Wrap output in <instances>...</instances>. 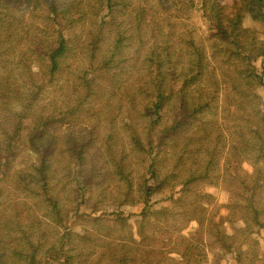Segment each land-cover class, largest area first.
Instances as JSON below:
<instances>
[{
  "label": "trees",
  "instance_id": "obj_1",
  "mask_svg": "<svg viewBox=\"0 0 264 264\" xmlns=\"http://www.w3.org/2000/svg\"><path fill=\"white\" fill-rule=\"evenodd\" d=\"M85 1L0 0V196L7 197L10 204L5 200L6 206H11L0 212V264H59L61 258L64 264H74L75 258L84 255L78 264H111L117 259L173 264L159 248L145 244L152 212L147 198L158 189L170 191L164 199L195 193L196 188L188 184L210 182L221 164L231 170L229 164L235 165V160L243 176L239 178L232 170L227 176L235 188L248 194L243 208L251 210L256 225L264 229L258 219L262 209L258 197L261 190L264 193V113L258 102L249 103L256 98L251 88L264 78V0H231V11L220 0H96L90 10ZM27 9L28 15L39 18L40 33L31 39L29 53H20L15 49L23 43V36L28 41L30 33L21 28L19 11ZM191 13L206 24L202 32L182 30L183 18ZM86 18L92 22L87 30L91 36L75 52L72 34ZM74 52L79 55L78 66L71 68L66 58ZM253 56L262 60L259 71ZM126 60L131 71L135 69L132 88H119L117 97L114 86L126 71ZM72 74L73 80L67 77ZM63 77L64 97L53 107L55 102L46 103L43 96ZM72 81L69 90L66 84ZM221 95L227 100L224 104H220ZM126 97L142 123L143 144L136 158L142 169L137 178L112 128L99 138L93 136V128H84L79 138L69 131L73 121L83 118L89 100L99 98L107 118L116 113V101ZM219 109L231 120L229 144L208 116ZM97 139L107 163L103 175L111 176L106 182L96 176L94 163L88 164V152L98 145ZM23 153L27 160L20 164L24 160L17 157ZM55 153L65 159L60 179L67 180L65 194L71 192L77 199L70 205L75 212L86 201V192L103 201L111 198L114 205L131 201L137 188L142 193L135 231L121 212L90 219L95 226L115 222L119 233L125 227L130 230L125 239L111 238V230L102 233L105 240L93 235L91 243L100 242L94 243L92 262L86 260L91 254H84L83 247L63 249V234L55 231L53 238L43 230L49 225L55 228L58 210L67 204L59 195L65 185L52 168ZM167 158L172 163L169 168ZM148 173L155 184L149 183ZM176 183L184 188L178 196ZM37 204L44 207L41 217L33 207ZM73 235V240L86 242L91 233ZM192 249H182L181 257L200 260L198 250ZM133 253L136 260H132Z\"/></svg>",
  "mask_w": 264,
  "mask_h": 264
},
{
  "label": "rangeland",
  "instance_id": "obj_2",
  "mask_svg": "<svg viewBox=\"0 0 264 264\" xmlns=\"http://www.w3.org/2000/svg\"><path fill=\"white\" fill-rule=\"evenodd\" d=\"M220 2L222 4L227 3V10L231 11V0H220ZM84 3L85 7H89L90 10L91 6H95L96 0H86ZM34 11L38 17V14H40L38 7H36ZM19 14L21 15L22 20L21 28L24 27V30L27 29L30 36L28 41L25 36H23V43L15 50H19L20 53H29L31 39L38 38L40 33L39 18L35 20L31 15H28V9L25 11H19ZM89 15H91V12ZM183 20L182 30L187 32L191 30L202 32V30L206 27V24L196 13L187 15L183 18ZM90 23L92 22L86 18V20H83V22L79 25L80 27L74 30L72 38L76 42L75 44L77 50L75 49V52H79L83 48L82 46L87 44V41L91 36V33L87 34ZM75 52L66 58L68 63H70L71 68L78 66L75 64L77 63V57L79 55H75ZM84 54V50H82V56ZM15 55L16 51L10 54L13 59L15 58ZM125 62L126 71L118 76V80L114 86V89L118 90L117 97H119L120 93L119 88L122 90H126L125 88H132L131 78L135 69L131 71V66L127 65L129 61L126 60ZM252 63L254 64L256 70L259 71L262 64L261 58L253 56ZM37 64L38 63L35 62L33 65ZM32 75L34 76L35 73ZM67 77H70L73 80V74L68 75ZM35 78L38 80V75L35 76ZM64 78L65 77L59 79V85L52 87V92L48 91V93L43 96L44 102L47 103L52 100L55 102V104H53L54 107L62 101L64 97L63 89H65V85L64 83L61 84V81H63ZM125 78L127 79L123 82ZM73 82L74 81L66 84L69 90H71ZM262 82L263 83H259L258 85L254 84L251 88L253 92L252 94H256V98H253L252 100L250 99L249 103L255 105L256 102H258L261 113H264V78ZM121 83L122 86H120ZM104 85H106V83ZM248 92L250 91H247V93ZM224 97V95H221L220 104H224L227 101ZM99 98L89 100L88 103H86V107H84L82 115L83 118L80 121H73L71 125L73 127H70L69 131L73 136L79 138L81 136V132L84 131V128H93V136L99 138L101 135L107 134V132L110 131V128H112L116 136V140H118L120 149L125 153L126 160L132 165L135 177L137 178L138 174L141 172L140 169H142L136 162L139 146L143 144V133L141 130L142 123L140 121L141 117L138 116L129 102V99L126 97L125 100L122 98L120 100L118 99L116 101V113L113 116L105 118L104 108L99 103ZM242 101L244 107L249 105L247 102L245 103V98H243ZM50 104L48 105L50 106ZM112 106L114 107L116 104L113 102ZM94 110H97V112ZM208 116H210L214 123L220 127L222 136L229 144L230 141H232V137L229 133L228 126V120H230V118H226V112L219 109L216 115L213 116L210 114ZM124 121L128 122V126H123ZM97 141L99 143L95 149L92 148L88 152L87 156L89 157L90 155L88 164L90 166V163H94L91 165L94 166L96 176H100L102 181L106 182L111 180V176L103 175L105 172L102 171L107 170V163L104 161L105 153L101 148V140L97 139ZM97 141H95V144H97ZM226 148L228 149V147ZM57 153L59 154V152ZM25 157L26 155L24 153L21 157H17L18 160H24L20 162V164H24L26 162L27 159ZM51 157L54 161L52 168L54 171L58 172L59 180L65 185L63 191L61 193L59 192V195L67 202V204L64 205V208L61 210L59 209L60 211L58 210L57 219H59V221L55 225V228H51L52 225H49V228H43V230L48 231L53 238H55V231H58L60 233L59 235L63 234L60 241L64 242L63 249H70L73 251L74 248L79 245V247H83L85 249L84 254H87L88 252L91 254L94 243L99 244L100 242L93 241V243H91L93 235H99L102 237V240H105L102 233L106 230H111V238L120 236L125 239L126 237L123 236L127 234L126 232L130 231L129 229H126V227L123 231H121V233H119L117 227L115 226V222L111 224L104 222L106 226L99 224L95 226L90 222L92 217L102 213L108 215L110 212H113L114 214L121 212L125 217H127V220H129L130 224L133 226V231H135V221L139 219L138 213L143 207V202L139 199L142 193L138 190V188L133 191L134 196L131 197L132 203L129 201L123 205H114L111 198H106L105 203V201L101 200L102 197H97L96 199L94 198V193L89 194L86 192L85 196H88L90 199L87 197L86 201L81 203L79 211L75 212L74 208L70 207V205L77 202V199L73 197L71 192L69 195L65 194V191L68 188L67 180L65 177L60 179L62 178V162L65 161V159L60 155H56V153L52 154ZM166 161L169 162V158H167ZM162 163L163 168L166 169L165 162ZM171 165L172 163L169 162L167 167L169 168ZM229 165L231 166L232 171L228 170L221 164V168L216 170L213 178L208 183L198 181L188 184L187 186H189V188H196L197 191H195V193L187 192L182 195V198L181 194L179 195V192L184 190V188H181V184L179 183H176L174 188V190H178L175 195H179L176 199H164V197L168 196L170 193L168 189H165V191H161L159 189L158 191L153 190L151 195L147 198V207H150V210L152 211H150L149 220L146 223L145 233L147 235V239L145 244L147 247L152 246L159 248L164 255H167L165 258L173 261V264H178L176 263L177 261H179V264H264V229L261 227L259 228L258 225H256L255 220L251 217L250 208V212L244 210L243 208V199L247 198L248 194L245 192L241 193L238 187L235 188L232 182L230 183V178L227 176V173L231 171L233 174L237 173L239 178H241V176H243V172L238 170L239 165L236 160L235 165L232 163ZM147 178L149 183L155 184V182L150 179V173L147 174ZM172 178L173 176H170V182H172ZM6 185H8V183H6ZM94 186L95 184H93V187ZM5 200H7V203L10 204L7 197L0 196V212L3 210L9 211L11 208V206H6ZM60 205L62 206V204ZM258 206H261L262 208L258 213V219L260 222H264L263 190H261L258 197ZM33 207H35L34 210L37 212V215H40V217L44 214V207L41 205L37 204ZM31 210L28 211V214ZM21 214L22 213H19L18 216H21ZM114 216L115 215H111L110 217ZM87 232H90L91 235H89L90 237H87L88 240L86 242L73 240L76 238L73 234L83 235ZM118 233L119 235H117ZM71 235L73 237L69 239V236ZM187 246L194 247V250H198L200 260L197 259V261L194 262L193 259H184L181 257L182 249ZM194 250L192 249V251ZM84 256L75 258L74 264H78L80 260L84 259ZM94 258L95 256L92 253L86 260L92 262L90 260H93ZM132 260H136L134 253ZM63 262L64 261L61 258V262L59 264H64ZM111 264H133V262L131 259H117L115 262L111 261ZM134 264H137V261H134ZM166 264H171V262L167 261Z\"/></svg>",
  "mask_w": 264,
  "mask_h": 264
}]
</instances>
